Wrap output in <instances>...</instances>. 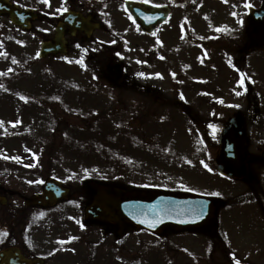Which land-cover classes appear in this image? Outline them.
I'll return each mask as SVG.
<instances>
[{"label":"rangeland","instance_id":"374dc122","mask_svg":"<svg viewBox=\"0 0 264 264\" xmlns=\"http://www.w3.org/2000/svg\"><path fill=\"white\" fill-rule=\"evenodd\" d=\"M146 1L171 7L167 22L150 35L119 0L51 2L49 19L28 32L0 18V194L7 198L0 224L12 225L14 244L32 247L44 264H231L233 258L264 264V205L241 201L247 182L216 174L209 127L212 119L217 129L241 113L253 157L250 187L264 198V52L245 49L243 27L245 4L264 0ZM65 7L92 14L102 28L89 39L68 38L64 56L37 59L40 42L63 13L56 10ZM104 52L122 60L123 83L105 77ZM47 176L75 198L24 209L23 197L39 192ZM84 179L220 198L217 238L204 231L155 236L136 230L117 237L110 226L82 224ZM20 217L22 225L12 221Z\"/></svg>","mask_w":264,"mask_h":264},{"label":"water","instance_id":"95a60500","mask_svg":"<svg viewBox=\"0 0 264 264\" xmlns=\"http://www.w3.org/2000/svg\"><path fill=\"white\" fill-rule=\"evenodd\" d=\"M124 6L138 23L142 31L150 33L154 27L165 21L168 16L167 6H155L146 2L127 0ZM7 13L14 23L20 16L27 15L8 0H0V14ZM28 16V15H27ZM69 26V32L83 30L87 35L98 28L97 23L90 21V16L83 17L78 12H67L57 23L56 33L51 42L41 45L39 56L64 53L63 32ZM247 28L248 49L264 50V6L260 9L249 8L245 22ZM120 63L109 68L108 77L117 80L120 76ZM244 122L239 113L233 114L222 127L219 134V148L214 161L222 175L233 179L247 176L250 156L246 153L247 139L244 132ZM91 199L84 209L86 220H100L131 224L135 228H146L155 234H160L165 228L209 229L215 221L216 202L213 198L191 193H175L159 189L125 190L115 186L87 181ZM68 189L63 188L57 181L46 179L41 195H33L25 199L27 205H52L59 198H67ZM4 203V199L0 198ZM154 225V226H151ZM10 259L11 264H40L23 261L16 251L0 252V264Z\"/></svg>","mask_w":264,"mask_h":264},{"label":"flooded vegetation","instance_id":"af4514ba","mask_svg":"<svg viewBox=\"0 0 264 264\" xmlns=\"http://www.w3.org/2000/svg\"><path fill=\"white\" fill-rule=\"evenodd\" d=\"M21 2H32V1H36V2H39L40 3V5H37V4H35V5H28V4H25V5H21L22 6V8H28V7H30V8H32L33 10H34V12H36L37 13V18L33 21V24H32V28L34 27V25H35V22H37V21H41V20H44L45 18H48L49 19V16H48V12H47V7H49V5L48 4H45V3H43V0H20ZM57 1H66V2H79V1H81V0H50V3L51 2H57ZM87 1H93V0H87ZM42 5H45L46 7H45V10H42ZM41 8V9H40ZM79 8V7H78ZM77 7H75V8H71V9H78ZM3 16H1L0 18H2ZM92 17L94 18V16L92 15ZM95 19V18H94ZM54 24H55V21H53L52 23H51V26H54ZM22 241V240H21ZM21 247H22V249L25 251V252H28L22 245H21Z\"/></svg>","mask_w":264,"mask_h":264},{"label":"snow or ice","instance_id":"6c2138e0","mask_svg":"<svg viewBox=\"0 0 264 264\" xmlns=\"http://www.w3.org/2000/svg\"><path fill=\"white\" fill-rule=\"evenodd\" d=\"M225 2H227V0H225ZM43 3H45V4H48L49 6H50V0H43ZM245 7H250V5L249 4H245ZM58 13L59 12H61V11H63V12H66L67 11V8L65 7V8H58L57 10H56ZM232 15H236V13L235 12H233L232 13ZM243 21H241V23H242ZM82 62V61H81ZM140 75H144L143 73H140ZM241 83H242V81H241ZM23 98V97H22ZM237 107H238V105H237ZM0 123H2V122H0ZM212 128H213V136H215V132H216V128H215V126H211ZM5 159H7L8 157H4ZM12 159H16V160H19L20 159V157H12ZM204 167L205 168H208V165L207 164H205L204 165ZM209 171H211V169H209ZM29 183H32L31 181H29ZM220 193H213V195H219ZM82 226V225H81ZM151 226H154V225H151ZM61 243H63V241H61ZM236 264H240V261L239 260H236Z\"/></svg>","mask_w":264,"mask_h":264}]
</instances>
